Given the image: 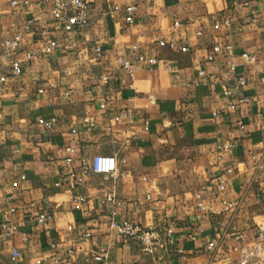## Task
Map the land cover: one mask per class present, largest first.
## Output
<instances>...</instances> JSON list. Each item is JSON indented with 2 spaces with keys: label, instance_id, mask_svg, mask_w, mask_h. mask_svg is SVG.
I'll return each mask as SVG.
<instances>
[{
  "label": "crops",
  "instance_id": "0c3cea01",
  "mask_svg": "<svg viewBox=\"0 0 264 264\" xmlns=\"http://www.w3.org/2000/svg\"><path fill=\"white\" fill-rule=\"evenodd\" d=\"M12 1L19 4L12 7ZM26 1L0 0V43L20 35L17 57L23 64L21 76L0 82V198L14 197L17 208L12 215L0 204V221H17L20 227L0 246V264H12L13 249L21 252L18 264L43 257L51 264H224L237 258L264 221V113L253 103L231 110L222 91L228 63H234L237 75L247 79L245 94L264 106L259 81L264 53L252 64L241 57L264 48V0H90V23L83 32L56 27L49 11L55 0ZM128 3L138 7L133 25L113 10ZM30 19L34 24L26 32ZM173 39L177 49L189 52L159 46ZM53 43L59 48L47 53ZM94 45L102 47L101 58L94 57ZM135 45L159 64L134 61ZM216 45L232 50L208 63ZM29 52L37 54L32 61L25 59ZM119 57L132 62L133 84ZM10 62L0 48V76L8 75ZM201 70L206 71L202 78ZM126 111L134 122L110 132V118ZM86 116L96 122L91 132L85 129ZM53 117L58 124L52 130L38 124ZM123 131L140 138L125 145ZM222 143L236 147L220 151ZM68 146L75 148L71 165L65 162ZM97 154L117 155L114 178L83 174L84 163ZM73 170L84 175L78 188ZM108 196L120 204L107 202ZM76 197L84 202L77 205ZM40 213L52 220L35 227ZM113 218L144 227L168 222L177 244L147 256L109 228ZM101 248L108 258L96 262L93 252Z\"/></svg>",
  "mask_w": 264,
  "mask_h": 264
},
{
  "label": "built area",
  "instance_id": "2783aa9c",
  "mask_svg": "<svg viewBox=\"0 0 264 264\" xmlns=\"http://www.w3.org/2000/svg\"><path fill=\"white\" fill-rule=\"evenodd\" d=\"M27 0L25 3H28ZM18 1H12L11 6L16 7ZM90 9L91 2L90 0H55V3L50 8V13L52 15L53 21L55 22L56 27L64 32H83L88 27L90 23ZM114 12H120L123 14L125 22L127 25H133L135 22V13L138 10V7L134 3H128L123 7L118 5L114 6ZM33 20H28L25 26V31L30 32L33 27ZM179 22L175 23V26H179ZM20 42L21 36L17 35L13 40H5L0 43V48L7 56L11 58L9 73L6 76H0V82L5 83L9 76L17 77L21 76L23 73V64L20 59L17 57L18 52L20 51ZM75 46V45H74ZM161 48H168L171 51H177L182 54L189 52L187 47L177 49V41L175 39L171 41L161 40L159 42ZM59 48V45L56 43L50 44L46 48L47 53H51L54 49ZM232 50L231 45L219 46L216 45L213 47V51L207 57V62L210 63L214 61L215 57L222 53H229ZM92 52L94 57L101 58L103 54V49L99 45H94L92 47ZM134 61L138 63H145L150 67H155L159 64V60L156 57L149 56L146 53L142 52L140 48L135 45L131 49ZM259 53H264V48L260 49L257 54H250L247 51H244L241 54V57L248 64L255 63L258 60ZM37 56L36 52H29L26 54L25 59L27 61H32ZM118 64L121 69L128 75L129 81L133 84L135 81V69L131 61L119 57ZM229 70L225 74L224 79V89L222 91L223 97L228 101V107L231 110H235L240 104H249L253 103L258 106L264 113V106L262 102L258 99L251 98L245 94V87L247 85V79L245 76L237 75L236 66L234 63H228ZM171 69V68H169ZM206 75L205 70L198 72V77L202 78ZM101 80L108 84L110 82L109 76H102ZM260 84L264 90V74L261 75ZM51 88H54L51 85ZM41 94L45 93L44 90H39ZM71 98V95L67 93ZM150 102L154 103V97L150 96ZM100 110L107 113V105L101 103L99 106ZM134 122V114L131 111L122 112L114 115L110 118L109 131L112 132L113 128L123 122ZM38 124L45 128L46 130H52L57 124L58 119L53 117L51 119H39ZM84 125L87 132H91L95 126L96 122L92 117L86 116L84 118ZM150 129L149 123L145 122L143 124V131L148 132ZM241 134L245 133V127H240ZM72 133H76V130H72ZM124 135V144L131 145L137 142L140 138L138 133L128 134L126 131H123ZM236 147L235 143H222L218 146V150L226 151L232 150ZM65 152L68 156L65 159L67 165L73 163V155L75 154V148L68 146L65 148ZM124 162V160H122ZM120 165V160L116 154L95 155L89 163H84L83 174L88 175L93 173L96 175H104L109 177H115L117 174L118 168ZM231 172V171H229ZM84 175H78L74 170L71 172L72 183L75 188L82 186L85 182ZM22 179H25L22 177ZM4 181V177L0 175V188L1 183ZM77 205L83 203V199L76 197L74 199ZM106 201L112 203L113 205H119L120 203L115 199L114 196H108ZM15 198L11 196H5L0 198V204L8 206L9 212L12 215L17 213V208L14 207ZM231 206L230 204L228 205ZM52 220V216L46 213L38 214L34 219L35 227H40ZM109 228L116 233L118 236L122 237L125 241H133L140 248L141 252L147 256L155 257L160 252H167L173 249L176 246V234L170 223L164 221H157L153 225L144 227L138 223L130 221H119L116 218H113L109 223ZM68 233L74 232V227L69 225L67 227ZM20 232V227L17 221H0V246L5 245L13 240L16 234ZM91 234L88 232L85 234V238H89ZM237 240L241 239V236L236 237ZM22 240L24 243L29 241V237L26 233L22 234ZM57 243H53L52 249H56ZM182 253V251H179ZM239 256L235 259L227 260L224 264H264V221L258 225V234L255 237L254 241L248 244L243 245L238 249ZM21 257V252L19 249H13L10 256V261L12 264H18ZM93 257L96 262H104L108 258V251L104 248H101L93 252ZM30 264H51V261L48 257H43L37 259Z\"/></svg>",
  "mask_w": 264,
  "mask_h": 264
}]
</instances>
